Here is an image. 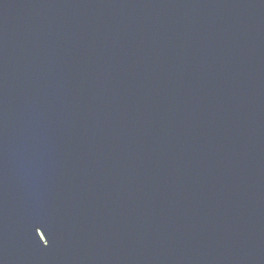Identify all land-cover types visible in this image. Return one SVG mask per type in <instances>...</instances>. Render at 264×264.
<instances>
[{
	"label": "water",
	"instance_id": "1",
	"mask_svg": "<svg viewBox=\"0 0 264 264\" xmlns=\"http://www.w3.org/2000/svg\"><path fill=\"white\" fill-rule=\"evenodd\" d=\"M0 264H264V0H0Z\"/></svg>",
	"mask_w": 264,
	"mask_h": 264
}]
</instances>
